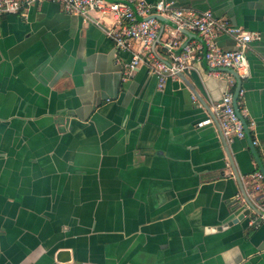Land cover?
<instances>
[{"label": "crops", "instance_id": "0c3cea01", "mask_svg": "<svg viewBox=\"0 0 264 264\" xmlns=\"http://www.w3.org/2000/svg\"><path fill=\"white\" fill-rule=\"evenodd\" d=\"M168 1L259 34L237 106L264 166V0ZM159 22L147 51L140 40L118 48L108 13L43 2L0 18V264H264L256 210L211 229L261 197L247 138L228 144L197 126L236 78L207 64L200 34ZM216 43L235 48L227 34ZM185 45L190 67L159 85L151 64Z\"/></svg>", "mask_w": 264, "mask_h": 264}, {"label": "built area", "instance_id": "2783aa9c", "mask_svg": "<svg viewBox=\"0 0 264 264\" xmlns=\"http://www.w3.org/2000/svg\"><path fill=\"white\" fill-rule=\"evenodd\" d=\"M43 2H51L59 5L66 13L74 15L90 16L92 13L110 14L114 23L105 26V33L113 39L118 48L125 49L133 40H140L142 48L149 50L150 45L158 37L160 22L153 15H159L174 24L176 33L182 30L197 32L202 36L206 48L204 57L207 64L212 68L233 69L239 78L249 76V64L246 56L248 43L259 39L256 32L243 31L215 18L209 12L201 14L191 10L180 8L172 1L157 0L148 3L145 0H0V18L7 15L24 16L26 11L33 5ZM220 34H227L234 38L235 48L223 50L217 43L216 38ZM168 50L178 46L175 39L164 43ZM191 45L183 46L180 55L172 54L169 64H151L153 71L162 84L166 77L175 76L177 72L190 67L187 61L191 56ZM141 58L134 54L130 63L125 65V70L130 73ZM228 76V72L224 73ZM240 93V91H239ZM213 125L225 143H231L235 138L245 136L244 126L233 106V92L230 89L223 94L219 101L211 103L210 114L197 122L198 127ZM256 188L261 192L260 201L256 204L259 214L254 216L250 223L257 225L264 217V185L263 175L255 174Z\"/></svg>", "mask_w": 264, "mask_h": 264}, {"label": "water", "instance_id": "95a60500", "mask_svg": "<svg viewBox=\"0 0 264 264\" xmlns=\"http://www.w3.org/2000/svg\"><path fill=\"white\" fill-rule=\"evenodd\" d=\"M153 17L157 18L158 20L160 18H162L161 16L159 15H153ZM174 26V24H173ZM182 32H189L187 30H182ZM203 42V45H204V41L202 40ZM206 51V48L204 46V52ZM213 69H218V70H222V71H226V72H229L231 73L235 78H236V81H237V86H236V89L234 91V94H233V106H234V109L236 111V113L238 114L239 118L241 119L242 123H243V126H244V132H245V137L247 138L248 140V144H249V147H250V150L256 160V163L259 167V171L260 173L263 175L264 177V166L263 164L261 163L257 153H256V150H255V147L253 146L252 144V140L250 138V134H249V131H248V128H247V124H246V121L245 119L243 118V116H241L240 112H239V109H238V106H237V97H238V94H239V91H240V88H241V78H239V76L237 75V73L233 70V69H230V68H213ZM237 179H239L238 175L236 176ZM244 202H240V201H236L235 203L232 204V206L228 209V216L224 219V221L221 223L220 226H218L217 228H211V229H220V228H224V227H227L229 225H231L232 223H236L240 220H242L245 216L249 215L250 211L253 209V210H256L255 207H253V205L251 204L250 200L248 199V197L244 196L243 198ZM258 212V210H256ZM66 255L65 258H60V255ZM69 259V254L66 252H62V253H59V255H57V261H66Z\"/></svg>", "mask_w": 264, "mask_h": 264}]
</instances>
